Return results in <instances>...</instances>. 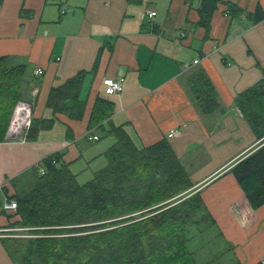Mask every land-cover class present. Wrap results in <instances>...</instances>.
I'll use <instances>...</instances> for the list:
<instances>
[{
	"label": "crops",
	"instance_id": "obj_1",
	"mask_svg": "<svg viewBox=\"0 0 264 264\" xmlns=\"http://www.w3.org/2000/svg\"><path fill=\"white\" fill-rule=\"evenodd\" d=\"M222 1L207 36L197 25V1L0 0V58L8 67H26L21 93L33 102V118L54 119L36 139L10 140L6 127L0 140V264H19L4 242L14 236L6 219L13 211L3 209L13 179L28 176L55 154L78 181L85 169L94 176L103 168L95 164L116 138L88 130L98 97L115 105L106 130L122 126L140 148L170 143L193 184L188 193H200L234 264H262L264 205L252 209L231 170L264 146V137L256 136L236 105L240 93L264 78V21L248 18L258 7L264 12V0ZM229 2L244 15L227 14ZM196 59L200 63L194 65ZM38 68L42 75L35 73ZM198 69L219 95L220 108L211 114L190 95L188 80ZM82 71L84 117L54 115L47 105L51 89ZM105 78H122L123 91L106 96ZM172 129L180 134L169 138ZM88 133L100 139L90 140Z\"/></svg>",
	"mask_w": 264,
	"mask_h": 264
},
{
	"label": "trees",
	"instance_id": "obj_2",
	"mask_svg": "<svg viewBox=\"0 0 264 264\" xmlns=\"http://www.w3.org/2000/svg\"><path fill=\"white\" fill-rule=\"evenodd\" d=\"M188 1H197V25L209 36L212 18L223 1ZM226 5V13L232 17L245 13L233 3ZM248 18L254 24L264 21L262 8L249 13ZM26 71L25 66L8 67L7 59L0 58V140L16 103L23 99ZM86 75L79 72L51 89L47 105L54 115L64 114L73 120L84 117L86 101L81 98V88ZM188 87L203 113L220 108L217 90L203 69L189 78ZM236 105L256 136L264 137V78L240 93ZM114 110L109 99H96L88 130H98L104 137L112 135L116 142L104 154L107 165L96 171L91 181L81 184L69 165L61 163V154H55L31 169L23 187L14 184L16 194L9 198L16 201L13 212L20 220L7 226L8 234L18 235L13 230L24 229L32 235L23 244L14 240L18 243L13 244L14 249L12 240H4L12 257L19 261L20 256L19 264L196 263L195 252L189 248L193 238L190 228L200 229L212 221L200 193L171 201L193 186L186 168L166 139L140 148L122 126L106 130L104 124ZM53 123L54 119L33 118L27 140L36 139L40 130ZM39 168L45 173L40 174ZM231 171L252 209L263 206L264 146Z\"/></svg>",
	"mask_w": 264,
	"mask_h": 264
},
{
	"label": "rangeland",
	"instance_id": "obj_3",
	"mask_svg": "<svg viewBox=\"0 0 264 264\" xmlns=\"http://www.w3.org/2000/svg\"><path fill=\"white\" fill-rule=\"evenodd\" d=\"M108 140L114 141V138L111 136L110 139ZM94 143L95 144H93V146H99L98 143L100 142H94ZM95 165H99V168L105 167L107 165L106 158L104 157L100 158L96 162ZM77 167L79 168V165ZM93 177L94 176L92 175V171L90 169H85L83 173L80 174L79 182L81 184H85L91 181ZM27 180H28V177L26 176L13 179L11 181V186H10L11 191L9 192L11 195L10 194L9 195L14 196L16 194L15 192L16 186L14 187V184L17 183L18 184L17 186L21 188L25 185V182ZM187 194L188 192L172 199L171 201H174V200L181 201L185 198ZM136 216L138 217L139 214H136ZM6 219H7V224L9 225V224H12L20 220V217L17 214H15V212H13L12 214L6 213ZM190 231H191L190 236H193V238L189 244V248L190 250L196 252V263L195 264H234L233 252L230 246L226 244L225 239L220 235V232L218 231V229L214 226L212 227L209 221L203 224L200 227V229H198L196 226H192L190 228ZM13 233L18 234V235H14L11 238H7V239L12 240V245H11L12 249L15 248L14 245L15 243H17L14 240L19 239L18 242H20V244H23V242L27 238L32 237V235L28 233V230H24V229L23 230L14 229ZM17 258L19 260L18 263H20V256H18Z\"/></svg>",
	"mask_w": 264,
	"mask_h": 264
},
{
	"label": "built area",
	"instance_id": "obj_4",
	"mask_svg": "<svg viewBox=\"0 0 264 264\" xmlns=\"http://www.w3.org/2000/svg\"><path fill=\"white\" fill-rule=\"evenodd\" d=\"M156 12L152 10L147 11V15L150 17L156 16ZM200 59L194 61V65L199 64ZM35 73L37 75H42L44 70L38 68ZM102 86L106 95L114 96L119 95L123 91V79L122 78H105L102 82ZM33 102L29 100H20L16 103L13 113L8 126V138L13 141L25 142L28 137V133L32 127L33 122ZM180 131L178 129L170 130L168 137L172 138L178 136ZM88 138L93 141L99 140V136L88 133ZM39 173L44 174L45 169L39 168ZM3 209L7 212L16 211L17 203L15 200L6 197L3 203ZM264 264V260L262 261Z\"/></svg>",
	"mask_w": 264,
	"mask_h": 264
}]
</instances>
